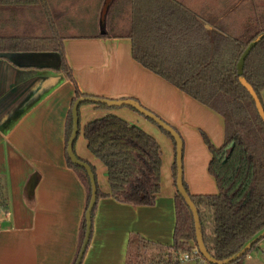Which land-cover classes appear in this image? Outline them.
Returning a JSON list of instances; mask_svg holds the SVG:
<instances>
[{"label":"crops","instance_id":"obj_1","mask_svg":"<svg viewBox=\"0 0 264 264\" xmlns=\"http://www.w3.org/2000/svg\"><path fill=\"white\" fill-rule=\"evenodd\" d=\"M251 1L194 0L192 9L215 18L217 27L237 30L232 16L250 14L247 9ZM254 5L264 8V0H255ZM105 25L108 28L107 19ZM114 36L111 32L65 36V60L74 81L61 71V58L55 52L0 54V82L10 74L12 80L20 78L19 84H25L0 105V178L9 204L8 212L0 216V264L75 263L88 206L87 189L68 165L66 155L67 119L77 89L95 98L132 99L159 116L183 140V176L190 193L218 194L217 183L209 173L212 155L203 136L221 148L225 143L223 117L145 69L133 58L132 41ZM79 111L75 152L95 169L98 186L105 194L97 202L82 264H127L134 234L155 246H172L177 224L172 140L129 108L88 104ZM110 115L142 129L161 147V191L153 205L134 206L107 196L111 192L108 170L89 151L84 128ZM156 251L150 246L146 258ZM200 257L180 264L209 263ZM241 264H264V252L251 251Z\"/></svg>","mask_w":264,"mask_h":264},{"label":"trees","instance_id":"obj_2","mask_svg":"<svg viewBox=\"0 0 264 264\" xmlns=\"http://www.w3.org/2000/svg\"><path fill=\"white\" fill-rule=\"evenodd\" d=\"M78 1L71 2L70 9ZM125 1L131 7L129 30L126 35L114 37L129 38L135 61L218 113L225 121V143L221 148L215 147L206 135L203 136L212 155L209 173L217 183L218 194L192 195L184 176L183 188L199 214L203 241L209 254L218 262L226 261L264 229V120L253 96L241 82L244 78L252 86L264 107L260 95L264 89V24L260 29H223L217 27L215 18L209 19L196 13L187 0ZM59 11L63 8L56 10L52 0H0V54L55 52L61 58V71L74 81L72 70L65 60V36L57 23L66 12ZM111 14L112 10L107 15V21ZM260 20L264 21V17ZM92 98L95 97L86 96L77 89L67 119L66 155L68 165L79 174L87 189V211L93 193L92 178L96 182L97 200L91 214L93 227L97 202L105 194L98 186L95 169L79 159L75 152L80 133V108L88 104L106 109L129 108L159 127L172 140L176 154L178 141L159 122L170 125L139 102L132 99L110 100L134 101L149 115L133 106L111 107L92 102L89 100ZM170 127L181 138L179 132ZM84 137L89 151L108 170L111 192L107 196L134 206L155 203L161 191L162 151L152 136L110 115L88 123L84 128ZM72 139L71 153L79 164L71 159ZM178 169L175 160L173 175L177 189V224L173 245L155 246L134 234L130 238L127 264H180L176 257L184 254L198 259L199 255L194 253L198 248L195 220L179 190ZM8 210L7 189L0 178V216ZM86 230L85 215L74 264L78 263ZM259 243L247 254L256 251ZM150 246L158 251L148 259L145 251ZM165 251H168V259L165 258ZM245 256L234 264H241Z\"/></svg>","mask_w":264,"mask_h":264},{"label":"rangeland","instance_id":"obj_3","mask_svg":"<svg viewBox=\"0 0 264 264\" xmlns=\"http://www.w3.org/2000/svg\"><path fill=\"white\" fill-rule=\"evenodd\" d=\"M74 0H52V6L58 10L62 9L66 12L57 23L61 28L64 36L68 35H90L97 32H111L112 35H126L130 26V10L131 7L125 0H80L78 4L70 9V4ZM125 2V3H124ZM77 3V2H76ZM188 5L191 8H195L194 0H187ZM255 0L250 2V14L235 15L232 16L234 22H236L238 28L249 27L250 29L258 27L260 29L263 26L262 17H264V8L255 7ZM110 15L107 24L105 25V19L109 11ZM246 10V9H245ZM253 21V22H252ZM261 21L262 25L259 24ZM258 25V26H257ZM260 26V27H259ZM256 32V31H250ZM261 99L264 104V89L261 91ZM254 252H264V242L260 243V247Z\"/></svg>","mask_w":264,"mask_h":264},{"label":"water","instance_id":"obj_4","mask_svg":"<svg viewBox=\"0 0 264 264\" xmlns=\"http://www.w3.org/2000/svg\"><path fill=\"white\" fill-rule=\"evenodd\" d=\"M19 79L20 78H15L12 80L10 74H8L3 79V82H0V105L2 103H4V101L10 97V95H14V94L18 93V91H21L22 88H24L25 84H23V85L19 84L20 83ZM241 82H242L243 86L253 96V98L256 102L257 109H258L262 119L264 120V107H263L260 99L258 98L257 94L253 90L252 86L244 78H241ZM6 90L7 91L9 90V92L5 93ZM89 100L92 102H95V103L107 104L108 106H111V107H120V106H126V105L133 106L138 111H141L144 114H148L147 113L148 111L143 109L140 105H138L134 101H110V100L102 99V98H92ZM76 110H77V104L74 108L75 114H76ZM159 123L168 132H170L178 141L177 154H176V160L178 162V167H179L177 183H178V187H179L180 192L184 195V197H185V199H186V201H187V203H188V205L191 208V211L193 213L194 220H195L196 234H197V245H198V249H199L201 255L210 264H234V263H236L243 256H245L247 254V252H249L256 243H258L262 239H264V229L261 230L257 235H255L248 243H246V245L243 247V249L238 254H236L234 257H232L226 261H223V262H218L213 257H211V255L209 254V252H208V250L204 244V241H203L201 223H200V218H199V214L197 212V209L183 188V165H182V162H183V142H182V139L175 132V130H173L170 126L165 125L164 123H161V122H159ZM74 137H75V134L73 136V139H74ZM73 139H72L71 144H70V155H71V159L73 160V162L76 164H79L77 162V160L75 159V157L73 156V154L71 153V146L73 144ZM92 185H93V193H92L91 203H90V207H89L87 214H86V223H87L86 237H85L84 244L82 246V250H81L77 264H81V261L85 255L86 249H87L89 241H90V236H91V229H92V215L91 214H92L93 208H94L96 200H97L96 182L93 178H92Z\"/></svg>","mask_w":264,"mask_h":264},{"label":"built area","instance_id":"obj_5","mask_svg":"<svg viewBox=\"0 0 264 264\" xmlns=\"http://www.w3.org/2000/svg\"><path fill=\"white\" fill-rule=\"evenodd\" d=\"M195 254H198L199 255V257L198 258H200L201 259V254L197 251ZM176 260H178L179 262H182V261H189V260H192V257H190V255H188V254H185V255H183V256H177L176 257ZM204 260V259H203ZM208 263V262H207ZM209 264V263H208Z\"/></svg>","mask_w":264,"mask_h":264}]
</instances>
